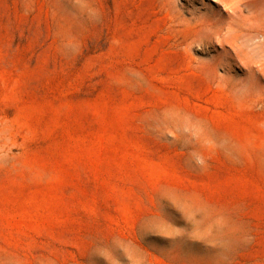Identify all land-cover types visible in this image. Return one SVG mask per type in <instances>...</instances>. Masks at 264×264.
<instances>
[{
    "label": "rangeland",
    "instance_id": "rangeland-1",
    "mask_svg": "<svg viewBox=\"0 0 264 264\" xmlns=\"http://www.w3.org/2000/svg\"><path fill=\"white\" fill-rule=\"evenodd\" d=\"M0 264H264V0H0Z\"/></svg>",
    "mask_w": 264,
    "mask_h": 264
}]
</instances>
